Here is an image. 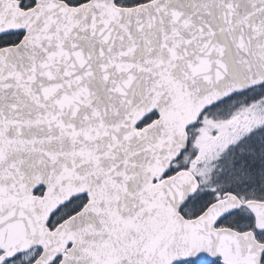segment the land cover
<instances>
[{"label": "snow or ice", "instance_id": "6c2138e0", "mask_svg": "<svg viewBox=\"0 0 264 264\" xmlns=\"http://www.w3.org/2000/svg\"><path fill=\"white\" fill-rule=\"evenodd\" d=\"M0 264H264V0H0Z\"/></svg>", "mask_w": 264, "mask_h": 264}]
</instances>
